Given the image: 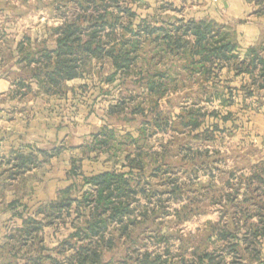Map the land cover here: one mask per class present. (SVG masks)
I'll return each instance as SVG.
<instances>
[{
	"label": "trees",
	"instance_id": "obj_1",
	"mask_svg": "<svg viewBox=\"0 0 264 264\" xmlns=\"http://www.w3.org/2000/svg\"><path fill=\"white\" fill-rule=\"evenodd\" d=\"M140 1L51 0L62 18V23L52 29L55 37L51 41L55 43L52 45L48 39L32 40L29 36L20 39L17 62L21 71L15 78L12 97H22L29 91L35 95L64 94L68 80L83 76L96 62L109 59L113 70L108 82L119 75L127 89L109 106L106 123L86 145L91 150L110 151L119 137L107 120L116 114L130 112L144 118V127L154 125L162 130L199 127L194 114L187 121V106L176 116L179 121L161 112L166 103L164 97L170 96L185 81L187 67L200 71L208 80L214 67L228 66L229 71H235L234 77L247 78L239 87L244 97L264 91V35L241 53L237 30L231 22L211 16H187L182 14V7L168 1L143 17L136 7ZM249 2L255 7L253 14L264 16V0ZM162 63L166 66L164 69L159 65ZM131 74L134 76L129 79L127 76ZM30 81L36 83V91ZM178 122L181 126L177 128ZM208 133L210 130L205 129L193 135L192 140L201 142L199 139L203 136L209 139ZM113 140H116L114 144ZM118 143L121 145L123 141ZM168 144L162 145L160 151L139 146L127 152L124 159L130 168L128 171L112 168L84 175L82 183L75 181L61 188L56 199L42 203L7 235L0 250V264H221L217 254L208 249H196L194 256L187 260L186 239L181 235L177 236L183 239L177 254L169 248L164 254L148 249L140 251L134 227L152 215L151 209L144 208L141 218H137L135 212L141 200L157 198L160 201L163 194L176 198L187 192V181L179 183L171 175L165 176L180 171L187 174V141L180 145L185 149L180 166L168 155ZM59 149L14 154L8 161L11 166L5 169L0 181V192L16 185L26 190L25 173L35 170L31 173L32 180L41 166L40 156L48 158L59 153ZM261 163L262 171L255 170L248 176L244 201H241L251 202L254 209L242 207L239 215L232 217L230 229L226 226L217 229L218 236L226 241L231 264H264V161ZM149 167L151 171H147ZM73 171L77 172L76 165ZM157 177H166L159 183L160 187ZM236 187L232 202L239 198L236 195L239 184ZM176 214L182 220L187 217V203L177 208ZM47 232L50 236L61 234L54 247L56 256L46 244ZM155 235L157 240L165 242L174 236L163 229Z\"/></svg>",
	"mask_w": 264,
	"mask_h": 264
},
{
	"label": "rangeland",
	"instance_id": "obj_2",
	"mask_svg": "<svg viewBox=\"0 0 264 264\" xmlns=\"http://www.w3.org/2000/svg\"><path fill=\"white\" fill-rule=\"evenodd\" d=\"M145 1L136 4L138 13L143 17L152 13L156 6L161 4L151 0L156 4L153 7L148 3L149 0L146 3ZM0 8H3L0 12L3 24H12L10 21H13V24L23 32L22 37L29 36L32 40H53L51 39L54 35L52 29L59 25L57 22L61 19L51 0H0ZM203 11L205 14H213L220 21L231 22L235 27L240 24L239 19L230 17L225 11L220 10L217 14V11H213L205 0H187V16H200ZM244 35L245 33L242 32V46L239 48L241 53L246 51L243 46ZM237 38H239L238 33ZM159 65L161 69L166 67L163 63ZM154 69L156 68L152 67V70ZM228 69V66L214 67L210 73L212 78L207 80L200 71H191L187 67L185 81L178 84V88L170 93V96L164 97L166 103L162 108V114L179 121L176 116L180 114L183 107L187 106V121L194 114L200 123L196 130H193L191 126L180 129L179 122L176 125L178 129L162 130L154 125L144 127V118L141 116L130 112L116 114L107 120V124L117 133L119 138L116 140L123 141V144L120 145L117 142L110 151L91 150L86 144L91 136L106 123L107 112L104 111L101 125L94 124L91 132L78 146L71 137L75 135L74 133L69 135L67 142L62 145H48L46 150L60 148V152L48 158L40 156L42 163L32 176V183L42 179L49 170V166L53 168L52 158L67 149L78 151L77 157H72L69 161V178L74 182L82 183L85 175L83 171L91 173L103 168L128 171L130 168L124 159L127 152L139 146L148 151H160L162 145L172 140L173 142L167 145V150L170 152L168 155L172 156L174 164L180 166L185 158L182 157L185 149H182L180 145L187 141V174L180 171L165 175H171L179 183L187 181V192H184L182 197L176 198L163 194L160 201L157 198L151 200L143 198L135 215L138 219L141 218V211L144 208L151 209L152 215L148 221L135 225L134 237L141 244L140 251L148 249L164 254L169 248L172 253L177 254L183 240L178 238L181 235L186 239L184 241L187 247V260L194 256L193 252L196 249L199 251L208 249L217 254L221 264H231L232 256L226 249V241L218 236L217 229L224 226L230 229L232 217H237L242 207L249 206V209H254L251 202L249 204V202L241 201H244L248 176L255 170L260 171L261 162L264 161V91L254 96L244 97L239 87L247 78L234 77L235 71ZM112 70V62L105 59L96 62L91 71L83 74L85 82L79 86V103L82 104L85 112L83 123L88 122L92 112L99 117L98 112L101 106H106L108 103L109 108L127 89L126 85L121 84L119 75L113 82H108V76ZM175 70H179L178 67H175ZM133 76L134 74H131L127 77L130 79ZM68 90L69 88L65 93ZM148 106L149 104L146 107ZM150 114L151 117L152 113ZM205 129L210 130L208 134L211 138L203 136L199 139L201 142L192 140L193 135ZM174 137L178 139L175 140ZM134 139L137 141L134 142ZM116 140L111 143L114 144ZM205 151H208V154H205ZM92 154L95 156L91 157ZM83 162H85V170H83ZM74 165L77 166V172L73 171ZM147 171H151V167ZM165 178H154L158 187ZM154 179L151 178L152 181ZM238 184L240 191L236 195H239V198L236 202H232ZM186 203L187 217L182 220L184 214H181V218L177 217L176 209ZM161 229L174 235L169 242L157 240L155 233ZM47 234L46 244L51 248L50 252L56 256L58 253L54 247L58 245V237L61 234L55 236H50L49 232ZM262 245L264 249V242Z\"/></svg>",
	"mask_w": 264,
	"mask_h": 264
},
{
	"label": "crops",
	"instance_id": "obj_3",
	"mask_svg": "<svg viewBox=\"0 0 264 264\" xmlns=\"http://www.w3.org/2000/svg\"><path fill=\"white\" fill-rule=\"evenodd\" d=\"M156 1V4L165 1L174 3L179 8H183L182 14H187V0ZM206 1L213 11H217V14L221 10L228 13L230 17L239 19L240 24L236 30L240 46H242V32L245 33L243 46L246 49L257 43L264 35V16L253 14L255 7L249 0ZM148 3L153 7L156 5L151 0ZM2 9L0 8V12ZM202 13L201 17L211 16L219 20L213 14H205V11ZM10 22L12 24L4 25L0 18V181L4 176L5 169L11 166L8 164L9 159L17 152L38 153L39 149L45 150L48 145H62L67 142L72 133L75 135L71 137L75 141V145L78 146L91 132L94 124L101 125L102 112L108 110V103H106V106H101L98 112L99 117L92 112V117L88 119L89 123L82 122L85 112L82 104L79 103V86L85 82L83 76L68 80L69 90L61 95L43 93L35 95L29 91L22 97H12L15 78L21 71L20 64L17 62L19 58L17 44L24 34L18 26L13 24V21ZM61 23L62 18L57 24ZM54 37L53 35L51 39ZM51 42L54 45L55 42ZM29 83L33 86V91H36V83L31 81ZM88 113L86 115H89ZM77 155L76 149L64 150L52 158L53 168L49 166V170L42 179L31 184V173L35 170L32 172L28 170L25 173V177L28 179L26 190L16 185L15 187L8 186L0 192V250L6 243L7 235L14 228L22 225L26 216L36 211L45 201L56 199L61 188L74 182L69 178V161ZM93 156L95 155L92 154L91 157ZM83 170H85V162H83ZM106 170L109 168L97 169L91 173L83 172L90 176Z\"/></svg>",
	"mask_w": 264,
	"mask_h": 264
}]
</instances>
